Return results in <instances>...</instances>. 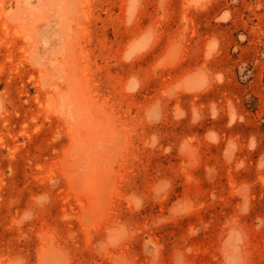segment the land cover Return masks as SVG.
I'll return each mask as SVG.
<instances>
[{"label": "rangeland", "instance_id": "obj_1", "mask_svg": "<svg viewBox=\"0 0 264 264\" xmlns=\"http://www.w3.org/2000/svg\"><path fill=\"white\" fill-rule=\"evenodd\" d=\"M0 264H264V0H0Z\"/></svg>", "mask_w": 264, "mask_h": 264}]
</instances>
